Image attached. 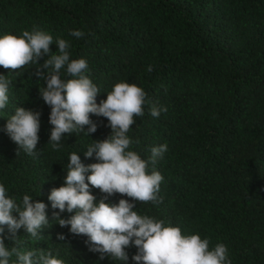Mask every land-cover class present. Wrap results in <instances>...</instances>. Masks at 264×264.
Wrapping results in <instances>:
<instances>
[{"label":"trees","instance_id":"16d2710c","mask_svg":"<svg viewBox=\"0 0 264 264\" xmlns=\"http://www.w3.org/2000/svg\"><path fill=\"white\" fill-rule=\"evenodd\" d=\"M34 27L54 41H70V59L87 60L85 74L100 89L98 104L118 81L145 90L144 115L135 117L127 134L140 143L129 150L148 160L152 147L168 149L155 165L164 177L160 202H135L133 210L180 227L182 234L207 238L210 250L225 244L231 264H264V0H0V35L20 36ZM77 29L83 38L70 35ZM50 47L57 52L55 43ZM40 64L14 71L0 66L11 82L8 103L0 109V184L18 204L25 194L43 201L49 222L38 238L18 229L16 244L7 226L0 235L9 249L50 251L64 264H125L107 255L100 259L86 236L71 233L53 215L59 209L48 196L64 184L70 154L85 165L98 162L84 152L111 128L106 117L90 114L97 131L65 134L54 151L51 108L40 93L46 80L35 75ZM60 77L73 78L66 68ZM153 104L167 111L153 117ZM22 106L41 113L35 155L18 149L5 131L7 119ZM90 191L97 201L105 195L91 186ZM121 198L132 202L119 193L107 202ZM74 214L60 212L63 219ZM126 251L127 264H136L137 248ZM9 264H18V257Z\"/></svg>","mask_w":264,"mask_h":264},{"label":"clouds","instance_id":"9594fccd","mask_svg":"<svg viewBox=\"0 0 264 264\" xmlns=\"http://www.w3.org/2000/svg\"><path fill=\"white\" fill-rule=\"evenodd\" d=\"M70 35L79 39L85 33L72 30ZM57 45L53 52L51 45ZM71 42L57 38L44 30L34 27L23 30L22 35L11 33L0 35V66L17 70L30 64H40L39 59L47 56L43 64L36 68L35 75L46 80V87L40 89L44 102L50 106L49 123L53 125L49 142L54 151L61 148L60 141L65 134L84 132L86 135L97 131V123L90 114L106 117L111 134L87 147L85 157L94 154L98 162L85 165L80 156L73 152L69 156L68 170L64 184L54 187L48 196L53 209H59L53 215L60 226H69L70 232L87 237L90 251L98 252L100 259L106 255L113 260H129L127 248L135 246L137 252L132 256L136 264H231L228 248L218 243L211 250L209 240L201 239L199 234H182L181 228L165 225V221L148 215H140L133 209L135 202L156 204L160 202L158 193L164 181L162 174L155 169L157 161L163 158L167 144L151 148L148 160L133 150V144L139 140L131 139L127 134L136 123L135 117L144 115L145 90L135 83L116 82L107 98L97 103L98 86L85 73L88 62L85 58L70 59ZM73 77L63 80L61 69ZM43 69L50 71L45 72ZM152 66L147 71L152 72ZM10 80L0 74V109L8 103ZM166 107L153 104L150 114L159 117ZM39 111L18 107L15 114L7 119L5 131L10 138L30 155H35L40 131ZM85 126L87 130L85 131ZM17 149V150H18ZM152 170L149 172V167ZM87 173V176H86ZM99 189L105 195L97 201L90 191ZM119 193L118 203H110L108 197ZM47 205L35 201L25 194L21 203L10 198L3 184H0V233L7 226L16 244V233L24 228L27 234L38 238L40 229L48 224ZM74 212L63 219L60 212ZM18 213V217L13 213ZM60 240L64 239L59 234ZM18 257V264H64L43 250L21 251L18 247L7 248L0 235V264H9L11 256Z\"/></svg>","mask_w":264,"mask_h":264}]
</instances>
